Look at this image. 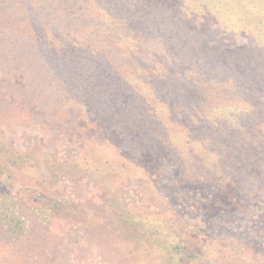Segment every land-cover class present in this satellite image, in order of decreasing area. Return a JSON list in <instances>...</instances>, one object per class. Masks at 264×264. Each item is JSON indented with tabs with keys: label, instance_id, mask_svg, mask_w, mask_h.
I'll use <instances>...</instances> for the list:
<instances>
[{
	"label": "rangeland",
	"instance_id": "374dc122",
	"mask_svg": "<svg viewBox=\"0 0 264 264\" xmlns=\"http://www.w3.org/2000/svg\"><path fill=\"white\" fill-rule=\"evenodd\" d=\"M261 106L264 0H0V264H264Z\"/></svg>",
	"mask_w": 264,
	"mask_h": 264
},
{
	"label": "trees",
	"instance_id": "16d2710c",
	"mask_svg": "<svg viewBox=\"0 0 264 264\" xmlns=\"http://www.w3.org/2000/svg\"><path fill=\"white\" fill-rule=\"evenodd\" d=\"M207 9V8H206ZM204 10H205V8H204ZM176 11L177 12H180V7L178 8V9H176ZM188 11V10H187ZM194 12H197V10H193ZM173 12H174V10H173ZM203 13H204V11H203ZM174 14H175V12H174ZM50 36V38L49 37H45V36H43V40L45 41V42H47V40L48 39H52L53 40V42L54 43H52V46L53 45H57V47H54V49H52V50H54V51H56V52H59V54H63V53H66L67 51H68V49L69 48H71V47H73V46H77L78 44H77V40L76 41H68V39L67 38H61L60 36H52L51 34H49ZM38 39H40V40H42V36H40V33H37V35H35ZM73 44V45H72ZM53 51V52H54ZM75 55V54H74ZM86 55V57L85 58H83L82 60L80 59V57H79V62H80V64H91L92 62H94V59H93V55L96 57V60H98L99 58H101V56L100 55H97L96 53H93V52H89V53H86L85 54ZM72 57H75V56H73L72 55ZM103 59V58H102ZM104 60V59H103ZM152 71V70H151ZM259 109V108H258ZM260 109H263V110H261V111H258L259 112V115H258V117H259V119H262V124H264V106H261L260 107ZM264 139V136L262 137V140ZM264 167V166H263ZM235 184H234V182H232V181H229V183H228V186H234Z\"/></svg>",
	"mask_w": 264,
	"mask_h": 264
}]
</instances>
